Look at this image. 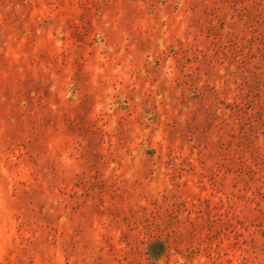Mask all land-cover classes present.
Instances as JSON below:
<instances>
[{
	"label": "rangeland",
	"instance_id": "obj_1",
	"mask_svg": "<svg viewBox=\"0 0 264 264\" xmlns=\"http://www.w3.org/2000/svg\"><path fill=\"white\" fill-rule=\"evenodd\" d=\"M0 264H264V0H0Z\"/></svg>",
	"mask_w": 264,
	"mask_h": 264
}]
</instances>
